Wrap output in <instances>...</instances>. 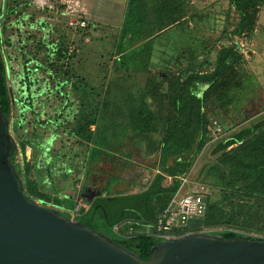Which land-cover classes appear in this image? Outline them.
<instances>
[{
	"label": "trees",
	"instance_id": "obj_1",
	"mask_svg": "<svg viewBox=\"0 0 264 264\" xmlns=\"http://www.w3.org/2000/svg\"><path fill=\"white\" fill-rule=\"evenodd\" d=\"M1 3L2 0L0 13ZM191 5L192 0H129L116 43L115 54L119 58H116L115 66L127 75L143 71L145 67L148 76L143 85L118 88L115 92L107 89L102 100H94L93 111L82 117L77 128L79 138L87 146L84 158L89 155V167L102 156L121 152L129 141L145 143L148 155L161 156L162 172L146 190L100 196L92 208L78 218L144 260L148 259L152 247L164 238L156 234V229L124 238L113 229L114 226L126 221L156 223L158 215L181 186V177L191 171L196 157L212 142L211 126L215 119L223 125L222 131L213 142L212 159L199 173L201 181L211 189L204 197L205 213L203 217L165 233L182 236L209 231L225 238L248 235L264 239V114L228 133L229 127L222 122L239 121L236 114L240 116L239 110L248 101L244 99V93L256 89V76L249 70L245 55L234 43L224 44L212 64L208 57L212 48L203 47L196 37H191V42H184L185 51L173 49L172 62L161 67L164 70L154 71L147 65V60L152 59L155 41L166 33V29L190 16L202 18L198 11L189 15ZM263 8L264 0H228L223 29L225 41L235 42L236 36L252 35ZM3 27L5 30L6 23ZM186 53H189L187 64L183 61ZM200 56H203L202 61ZM92 93L97 94L98 90L93 89ZM0 98L18 140L11 161L20 172L26 195L42 201L61 202L60 192L66 186L58 183L57 174L53 175L47 190L40 188L39 177L32 176L44 170L55 172L58 157L50 165H41L43 151L38 132L25 133L12 118L13 106L1 39ZM27 146L31 147L30 156ZM19 153L22 167L17 161ZM167 176L172 178L169 184L165 183ZM64 178L68 177L63 173ZM159 193L166 194L164 200L159 199L160 205L156 204ZM130 226L133 224L127 222L121 230Z\"/></svg>",
	"mask_w": 264,
	"mask_h": 264
},
{
	"label": "water",
	"instance_id": "obj_2",
	"mask_svg": "<svg viewBox=\"0 0 264 264\" xmlns=\"http://www.w3.org/2000/svg\"><path fill=\"white\" fill-rule=\"evenodd\" d=\"M71 2L2 0L0 39L7 49L3 55L14 120L25 133L38 132L43 166L58 157L56 167L62 165L58 182L62 185L70 182L67 185L79 189L83 169L95 170L101 159L89 167L88 154L85 158L80 152L63 157V150L58 152L53 148L61 128L75 124L77 131L82 117L91 114L87 113V105H78L79 111L67 110V122L62 117L64 107L71 106L70 98L80 88L75 78L77 73L70 67L64 74L60 66L67 62V54H74V42L78 43L67 32L82 28L80 24L70 23L73 16L80 14L77 4L71 5ZM74 7L77 12L71 10ZM14 19V28L22 37L10 35ZM3 23L7 26L5 30ZM68 78L77 85L73 81L68 88ZM83 107L85 114L80 115ZM73 131L67 128L68 134L76 136L77 142L84 145ZM17 144L0 98V264H264V239L248 235L225 238L212 232L163 239L144 260L107 234L28 197L20 172L11 161ZM26 151L31 155L30 146ZM76 156L83 158L78 169ZM63 173L67 179H63ZM71 173H76V177L72 178ZM69 195L65 193V197Z\"/></svg>",
	"mask_w": 264,
	"mask_h": 264
},
{
	"label": "rangeland",
	"instance_id": "obj_3",
	"mask_svg": "<svg viewBox=\"0 0 264 264\" xmlns=\"http://www.w3.org/2000/svg\"><path fill=\"white\" fill-rule=\"evenodd\" d=\"M192 1L193 5L191 6L193 8L190 9L189 15H192V13L198 11L199 16H202V18H191L190 16V19L189 17L183 19L179 23L174 24L172 27L173 29L171 27L166 29V33L161 38H158L155 41L152 50V59L151 61L147 60V65H149V67H152L154 71L161 70V67H167L169 64H171V53L173 54V49L177 47L179 48V52H181L182 49L185 51V49L187 48L185 47L186 45L184 44V42L186 40L188 41V43L191 42V37H196L197 41L199 40L201 44L203 43V47L212 48L211 52H209L208 54L209 60L212 64L216 58L218 49L222 45L233 43L234 45H236V42L238 41L237 36L235 38V42H227L223 38L226 12L228 10V0ZM128 2L129 0H72L71 5L72 3L74 5L77 4V8L80 10V17L73 16V18L71 19L76 20L77 18H80L81 20H85L86 25L82 26V28L77 29L76 34L78 35V43H74V47L76 48L74 49V54H67V56L65 57V59H67V62L60 65L61 70L64 74L65 70L71 67L72 72L75 71L77 73L75 75V78H78V85H80V88L77 87V91H75V96L73 98H70V100L73 102L71 106L64 107L65 109L63 111L62 117L64 118L63 120H65V122H67L65 114L69 116L67 114V110L70 109L72 110V112L73 110L75 112L79 111L78 105H87V113H91L93 111L92 103L95 99L102 100L104 98L102 96H105L107 89L115 92L118 88H130L131 86H139L144 84L148 76L145 67L143 71L133 72L127 75L125 72H123V70L116 68L115 66L116 58H119V55L115 54L116 43L118 42L121 35L122 25L124 22L125 11H127L126 8L128 6ZM53 16L58 17L56 16V14H53ZM6 19L9 20L7 17ZM11 21L12 31L10 32V35H12L13 37H16L18 35L22 37L20 31H17L14 28V23L16 22V20L14 19ZM260 21L262 23L261 26ZM61 22L62 21H60V23ZM239 37L246 40V42L248 41L246 50L242 52L239 49V51L245 55L249 70L255 73L256 89H248L244 93L243 97L248 101L244 103L239 110L242 114H240V112V116H238V113L236 114L237 117L235 118L240 119L239 121L233 122L229 119L222 121L225 127H229L227 133L231 130L239 129L244 125L250 124L252 120L264 114V8L260 16L259 24L257 25L253 34L250 36L243 34ZM219 39L221 40L219 41ZM222 41H225V43H223ZM2 43L1 47L3 53L5 54L7 52V49H5V45ZM253 50L255 53H250V51L253 52ZM188 54L189 53H186L183 57V61L185 64H187ZM199 60L202 61L203 56H200ZM172 67H174V64L172 65ZM175 68H178V66H175ZM68 76H70V74ZM70 78H68V88L74 81H71ZM76 85L77 83L75 82V86ZM93 89L98 90V93H91ZM81 91H83L82 98L80 93ZM76 93H78V96L76 95ZM80 110V115L85 114L84 107ZM14 118L15 114L13 115V119ZM215 121L218 122L217 119H215ZM11 125L12 123H10V126ZM221 126L223 127V125ZM76 127L77 125L71 124L70 127L67 128H71L75 131V134H77V131L75 129ZM67 128L64 127L59 130L61 135L53 144L54 150H58V152H60V150H63V157H66L69 153L75 154L77 152H80L84 154L85 152H83V150H86V144L83 145L78 143L76 140L77 137L74 135H69L67 132ZM94 128L95 127H92V129ZM69 136H71V139H69ZM218 136L219 134L217 132L216 136L213 137L212 142L209 143V145H207L204 150L196 157L191 171L186 174L189 182L186 190H202L204 197L207 193L211 192L210 187L201 181L199 173L201 171V168H203V166L212 159L213 142L218 138ZM145 145V143L137 144L135 141H129L125 144V148L123 150H131L133 153V159H138L145 162L148 159L146 157L148 156V154ZM28 154L30 155V151H28ZM75 161L78 165V167H76L81 168V161H83V158L76 156ZM112 161L118 163L116 159H113ZM113 162L109 163L108 161H106V159L104 162V159H101L94 166L95 170L91 178L93 179L91 183L98 182V184L100 183V186L103 185V182L109 179V176L106 175L107 172H105L103 169L111 166ZM60 166L62 167L61 164ZM61 167L55 169V172L52 173H48L44 170L41 172H37L36 174L34 173L32 176H36V178L39 177L40 188L47 190L50 186V181L52 180L53 175L57 174L58 177L61 176ZM71 176L72 178H75L76 173H71ZM171 181L172 178H170V176H167L165 183L169 184L171 183ZM67 184H70V182H67ZM67 184L65 185L66 188H64L60 192V195H65V193L70 194L71 192H74L73 187ZM115 192H120V190L113 191V193ZM134 226H136V224H134Z\"/></svg>",
	"mask_w": 264,
	"mask_h": 264
},
{
	"label": "flooded vegetation",
	"instance_id": "obj_4",
	"mask_svg": "<svg viewBox=\"0 0 264 264\" xmlns=\"http://www.w3.org/2000/svg\"><path fill=\"white\" fill-rule=\"evenodd\" d=\"M13 115L14 111L12 113V118ZM121 152L113 151L111 152V155L101 157V159H104V162L105 159L109 163L113 162V159H116L118 162H113L111 166L103 169L107 172L106 175L109 176V179L104 181L103 185L100 186V183L98 184V182H94L95 184L91 183L93 180L91 178L94 170H87L85 168L81 172V179L78 181L79 189L73 187L74 192L70 193L68 198L69 200L65 198V195H60L62 201L57 203L54 201H42L36 198L33 199L38 201L43 206L56 208L68 217L78 220L79 217L92 208L93 204L100 196H106L109 193H112L113 195L131 194V191L135 190H138L139 192L144 191L151 183H153L158 173L162 172L160 162L161 156L158 154L146 156L148 159L144 162L138 159H133V153L131 150H123ZM127 152H129L130 155H128ZM17 161L22 167L21 154H19ZM116 190H120V192L113 193V191ZM165 198L166 194L159 193L156 196V204L160 205L159 199L164 200ZM68 201H72L73 203L70 204Z\"/></svg>",
	"mask_w": 264,
	"mask_h": 264
},
{
	"label": "built area",
	"instance_id": "obj_5",
	"mask_svg": "<svg viewBox=\"0 0 264 264\" xmlns=\"http://www.w3.org/2000/svg\"><path fill=\"white\" fill-rule=\"evenodd\" d=\"M71 10L77 12V9L75 7ZM70 23L71 25H86L85 20L80 19H72ZM247 42L243 38L238 37V41L236 42L237 49H240L242 52H244L247 47ZM211 130L212 136L214 137L216 136L217 132L219 134L222 131V126L219 122L214 121V124L211 126ZM181 179V186L173 195L164 211L158 215L155 224L139 222L134 223L132 221H126L116 224L113 229L124 238H131L136 236L137 234L142 233H150L156 229V234L159 237L166 239L174 237L173 235L165 233L166 230L185 226L190 220L203 217L206 209L203 191L199 189L186 190L189 184L188 178L186 175H184L181 177ZM127 222L132 223L133 226H130L128 229L122 231V227L127 224ZM134 224H136V226H134Z\"/></svg>",
	"mask_w": 264,
	"mask_h": 264
},
{
	"label": "crops",
	"instance_id": "obj_6",
	"mask_svg": "<svg viewBox=\"0 0 264 264\" xmlns=\"http://www.w3.org/2000/svg\"><path fill=\"white\" fill-rule=\"evenodd\" d=\"M126 9H127V8H126ZM125 13H126V11H125ZM99 17H100V16H99ZM260 23H261V21H260ZM261 25H262V23L260 24V26H261ZM76 32H77L76 30L71 31V32H67L66 35H71V37L75 38V41L78 42V41H77L78 35L76 34ZM74 43H75V42H74ZM251 51H252V50H251ZM251 51H250V53H255L254 50H253V52H251ZM202 89H204V87H203ZM131 192H132V193H135V192L137 193V192H139V191H138V190H135V191H131ZM128 193H129V192H128Z\"/></svg>",
	"mask_w": 264,
	"mask_h": 264
}]
</instances>
